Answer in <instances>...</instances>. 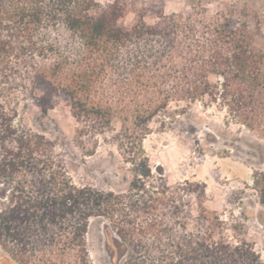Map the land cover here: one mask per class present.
Wrapping results in <instances>:
<instances>
[{
    "label": "trees",
    "instance_id": "1",
    "mask_svg": "<svg viewBox=\"0 0 264 264\" xmlns=\"http://www.w3.org/2000/svg\"><path fill=\"white\" fill-rule=\"evenodd\" d=\"M187 4L188 14L161 9L151 24L137 15L122 28L120 0H0L2 80L21 71L48 80L77 124L75 143L90 152L109 136L131 175L122 194L76 186L55 144L0 103V248L13 264H92L94 219L104 224L110 264H264V251L236 226L189 211L187 183L154 180L141 146L155 119L170 121L193 104L214 106L264 139L257 28L234 7L210 14ZM49 56L51 66L38 68ZM251 189L264 208V170Z\"/></svg>",
    "mask_w": 264,
    "mask_h": 264
},
{
    "label": "rangeland",
    "instance_id": "2",
    "mask_svg": "<svg viewBox=\"0 0 264 264\" xmlns=\"http://www.w3.org/2000/svg\"><path fill=\"white\" fill-rule=\"evenodd\" d=\"M94 1L104 5L114 0ZM120 1L126 6L124 17L119 21L122 28L129 27L137 15H143L144 21L151 24L161 9L165 14L190 12L187 0ZM190 1H198L210 14L223 6L242 10L245 19L257 28L256 42L264 51V0ZM54 59L53 56L37 59V67L47 69ZM38 78L22 71L19 77L7 82L0 77L1 105L15 112L17 124L55 144L76 186L126 193L131 175L109 136L98 137L96 148H90V152L81 149L74 140L77 124L69 106L46 86L48 80ZM226 122L229 120L225 113L214 106L193 104L170 121L163 116L155 119L141 146L154 180L161 179L168 187L187 183L185 190L191 196L184 201L189 202L192 214H197L199 209L214 212L264 251V208L255 203L251 189L254 172L264 170V139ZM187 211L186 207L184 212ZM259 214H263V221ZM103 226L99 219L91 220L88 225L86 237L92 264H110ZM0 264H13L1 248Z\"/></svg>",
    "mask_w": 264,
    "mask_h": 264
}]
</instances>
